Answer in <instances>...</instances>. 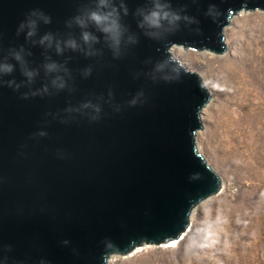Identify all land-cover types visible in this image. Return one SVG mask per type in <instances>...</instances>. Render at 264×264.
I'll list each match as a JSON object with an SVG mask.
<instances>
[{
	"label": "water",
	"instance_id": "water-1",
	"mask_svg": "<svg viewBox=\"0 0 264 264\" xmlns=\"http://www.w3.org/2000/svg\"><path fill=\"white\" fill-rule=\"evenodd\" d=\"M96 2L0 0V61L23 46L38 71L19 90L0 83V264H108L112 255L178 243L194 208L222 190L196 142L210 94L171 50L224 54L230 19L264 12V0H167L188 19L156 36L136 15L151 0H123L128 15L121 13V23L136 42L114 51L90 27L100 37L91 56L57 54L26 39L27 30L17 35L39 10L51 22H41L32 39L50 32L79 41L81 29L67 25ZM49 57L68 70L62 89L45 75ZM170 57L178 76L171 65L157 68ZM8 62L14 71L0 81L26 82L18 62Z\"/></svg>",
	"mask_w": 264,
	"mask_h": 264
},
{
	"label": "rangeland",
	"instance_id": "rangeland-1",
	"mask_svg": "<svg viewBox=\"0 0 264 264\" xmlns=\"http://www.w3.org/2000/svg\"><path fill=\"white\" fill-rule=\"evenodd\" d=\"M234 16L235 23L224 30V54L172 51L201 77L211 96L196 142L221 178L222 190L194 208L176 246L112 255L111 264H264V116L250 112L264 99V12Z\"/></svg>",
	"mask_w": 264,
	"mask_h": 264
},
{
	"label": "clouds",
	"instance_id": "clouds-1",
	"mask_svg": "<svg viewBox=\"0 0 264 264\" xmlns=\"http://www.w3.org/2000/svg\"><path fill=\"white\" fill-rule=\"evenodd\" d=\"M151 7H142L136 10V15L140 17L139 27L146 29V34L156 36L164 32L173 31L178 26L181 20H186L188 17L182 16L180 12L172 10V7L167 0H151ZM121 13L124 16L128 15V8L121 0L119 7L116 6L114 0H97L94 8L85 9L80 15L76 16L72 22L68 23V27H72L75 23L81 29L79 41L73 37L68 36L66 39L55 37L52 33H46L39 40L32 39L37 35L38 25L42 22L49 24L50 17L46 16L39 10H34L29 13L27 19L19 25L17 35L26 31V39L31 40L33 44L38 43L45 49H54L57 54H63L65 50L79 51L86 56L95 54L94 45L100 43V37L89 30L94 27L95 30L103 34V39L108 46L114 51H118L123 44L135 43L133 37L126 38V28L121 23ZM26 55H31L26 49L21 46L19 49H9L8 56L0 61V77L10 75L14 71V65L8 62V58L14 59L20 66V71L26 82L17 83L14 79L8 81H0L6 83L8 87L19 90L25 83L31 85L35 77L38 75L36 69H30L25 59ZM47 62L43 65L45 75L51 76L50 85L52 88L62 89L65 87L64 76L68 75V70L64 64L52 61L51 58H46ZM66 63V62H65ZM166 65H171L172 70L178 76L180 73V66L175 61L174 57L160 62L157 68H163ZM174 65V66H173ZM90 71V70H89ZM63 73L64 75H61ZM54 74V75H53ZM169 76H164L163 79H170ZM43 92L49 91V85L45 84ZM32 95L40 94L38 90L32 91ZM24 98H27L28 93H24ZM136 99L131 101L135 105ZM89 107V105H85ZM95 112H99L100 108L95 107ZM67 243V242H65Z\"/></svg>",
	"mask_w": 264,
	"mask_h": 264
},
{
	"label": "bare ground",
	"instance_id": "bare-ground-1",
	"mask_svg": "<svg viewBox=\"0 0 264 264\" xmlns=\"http://www.w3.org/2000/svg\"><path fill=\"white\" fill-rule=\"evenodd\" d=\"M245 12H247V11H242V12H239L240 14H244ZM238 13V14H239ZM235 23V16H233L231 19H230V22H229V27L227 26L225 29H227V28H230L233 24ZM175 48H177V46H175V47H173L172 48V50H171V53H172V51H174V49ZM173 55V54H172ZM258 96V95H257ZM260 96V95H259ZM258 96V98H260ZM260 99H262V98H260ZM211 104H212V101H211V96H210V101L208 102V104L206 105V107L202 110V112H201V118L203 117V114L204 113H206L207 111H208V108L211 106ZM246 106L248 107V109H249V107L251 106V104H250V102H247L246 103ZM255 108H257V109H259L258 111L257 110H255ZM255 111V115H253V117H262V116H264V99H262V103H261V105H259V106H257V107H253V106H251L250 107V112L251 111ZM211 198H213V197H211ZM201 204V203H200ZM196 210L197 209H195L193 212H192V215L191 216H193L194 215V213L196 212ZM176 242H174V243H172L171 245H169L168 247H173V246H176ZM113 258L114 257H112L111 259H109V261H108V264H111V262L113 261Z\"/></svg>",
	"mask_w": 264,
	"mask_h": 264
}]
</instances>
